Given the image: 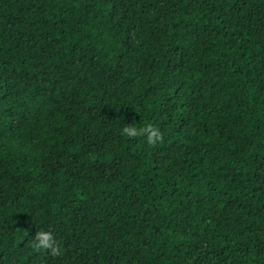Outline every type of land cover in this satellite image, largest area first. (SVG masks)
Returning <instances> with one entry per match:
<instances>
[{"label": "trees", "instance_id": "trees-1", "mask_svg": "<svg viewBox=\"0 0 264 264\" xmlns=\"http://www.w3.org/2000/svg\"><path fill=\"white\" fill-rule=\"evenodd\" d=\"M0 264H264V0H0Z\"/></svg>", "mask_w": 264, "mask_h": 264}, {"label": "clouds", "instance_id": "clouds-1", "mask_svg": "<svg viewBox=\"0 0 264 264\" xmlns=\"http://www.w3.org/2000/svg\"><path fill=\"white\" fill-rule=\"evenodd\" d=\"M121 133L129 138L144 137L149 146H155L163 141V133L152 123H147L139 128L133 124H125ZM31 247L34 250L50 252L54 257L61 255L60 246L50 231H36Z\"/></svg>", "mask_w": 264, "mask_h": 264}]
</instances>
